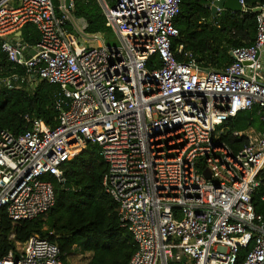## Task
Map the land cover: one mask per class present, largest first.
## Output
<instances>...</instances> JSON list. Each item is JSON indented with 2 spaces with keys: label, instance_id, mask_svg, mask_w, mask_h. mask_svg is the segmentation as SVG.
Masks as SVG:
<instances>
[{
  "label": "built area",
  "instance_id": "built-area-1",
  "mask_svg": "<svg viewBox=\"0 0 264 264\" xmlns=\"http://www.w3.org/2000/svg\"><path fill=\"white\" fill-rule=\"evenodd\" d=\"M14 1L0 0V39L20 69L0 78V88L56 85L59 115L55 127L26 115L23 133L0 130V231L2 213L18 221L51 210L52 178L64 183L62 164L91 143L108 165L104 191L137 243L129 264H264V216L253 204L264 130L234 131L247 138L238 152L219 130L255 106L264 122V3L253 9L254 43L234 48L233 62L217 70L202 68L183 45L173 49L181 0H102L120 43L85 49L67 28L73 0H62L60 13L53 0ZM27 24L40 34L36 45L19 36ZM64 256L32 236L0 264H67Z\"/></svg>",
  "mask_w": 264,
  "mask_h": 264
},
{
  "label": "trees",
  "instance_id": "trees-1",
  "mask_svg": "<svg viewBox=\"0 0 264 264\" xmlns=\"http://www.w3.org/2000/svg\"><path fill=\"white\" fill-rule=\"evenodd\" d=\"M60 13L62 0H53ZM116 2L113 1L112 4ZM247 11L232 12L221 10L213 13L208 0H181L180 12L174 19L179 36L172 41L176 51L180 45L184 51L194 54L202 68L223 69L233 62L231 51L236 47L254 43L257 34V13L253 9L264 0H245ZM75 19H84L87 34L111 32L106 25L104 11L97 0H73L71 12ZM69 29L73 26L68 23ZM21 39L36 45L40 34L34 24L22 28ZM179 60L183 56L176 52ZM160 66L158 56H155ZM2 50L0 39V78L19 71ZM59 89L46 81L38 82L32 89L6 86L0 88V130L9 129L15 134L26 131L30 124L26 115L44 120L55 127L59 110L56 96ZM250 127L264 130V122L258 107L239 112L219 128L221 139L235 152L247 144L246 137H236L234 131H244ZM66 181L59 183L52 178L56 203L47 213L33 219L14 221L1 214L0 258L15 249V242H27L32 236L56 243L67 256L78 250L90 255L87 264H129L137 250L132 232L122 226L118 215V204L104 191L103 177L108 165L100 155L99 145L89 143L85 149L62 164ZM259 186L253 194L255 211L264 216V168L260 171ZM12 235L15 236L12 239ZM246 250L241 251L243 258Z\"/></svg>",
  "mask_w": 264,
  "mask_h": 264
},
{
  "label": "rangeland",
  "instance_id": "rangeland-1",
  "mask_svg": "<svg viewBox=\"0 0 264 264\" xmlns=\"http://www.w3.org/2000/svg\"><path fill=\"white\" fill-rule=\"evenodd\" d=\"M79 24H82V23L79 21ZM73 34L75 36H78L83 41V43L86 40L96 41V43H98L100 41H102V42L104 41L105 43H107L109 45H117L120 43L118 36L112 31L108 32V33L98 34V37L100 40L99 39H87L84 36V34L80 31V29H78L77 27H75ZM90 36L91 35H89V37ZM219 130H221V129L219 128ZM89 260H90L89 254L82 255V254H80V252L78 250H74V251L70 252V254L67 256V264H87Z\"/></svg>",
  "mask_w": 264,
  "mask_h": 264
},
{
  "label": "crops",
  "instance_id": "crops-1",
  "mask_svg": "<svg viewBox=\"0 0 264 264\" xmlns=\"http://www.w3.org/2000/svg\"><path fill=\"white\" fill-rule=\"evenodd\" d=\"M98 1V3L100 4V6L102 5V0H97ZM105 3H107L108 5H112V2L113 1H115V0H103ZM15 3H16V0L14 1ZM102 7V6H101ZM71 17H72V21L71 22H69V23H71L72 24V26H73V29L72 30H70L69 29V26H68V24H67V28H68V30H69V36H70V38L71 39H73V40H75V43L77 44V46H78V48L79 49H85V48H87V47H89V46H92V45H99V44H101V43H104V41L102 42V41H100V42H98V43H96V41H91V40H86L84 43H83V41L78 37V36H75L74 34H73V32H74V30H75V27H77L78 29H80V31L84 34V36L87 38V39H99V37H98V34H87L85 31H84V29H85V27H86V23H85V20L84 19H75L73 16H72V14H71ZM79 21L82 23V24H79ZM81 26V27H80ZM19 34V33H18ZM21 35H22V33L21 34H19V36L21 37ZM89 35H91L90 37H89ZM100 40V39H99ZM249 130H255V131H260V130H257V129H255V128H253V127H250V128H248V129H246V130H244L243 132H247V131H249Z\"/></svg>",
  "mask_w": 264,
  "mask_h": 264
},
{
  "label": "water",
  "instance_id": "water-1",
  "mask_svg": "<svg viewBox=\"0 0 264 264\" xmlns=\"http://www.w3.org/2000/svg\"><path fill=\"white\" fill-rule=\"evenodd\" d=\"M65 4L68 7L70 5V0H65ZM217 9L229 10L232 12H242L243 10L240 0H215V5L212 7V12L216 13ZM31 53L33 54L34 51ZM250 113L251 111H247L248 115H250Z\"/></svg>",
  "mask_w": 264,
  "mask_h": 264
},
{
  "label": "bare ground",
  "instance_id": "bare-ground-1",
  "mask_svg": "<svg viewBox=\"0 0 264 264\" xmlns=\"http://www.w3.org/2000/svg\"><path fill=\"white\" fill-rule=\"evenodd\" d=\"M74 42H75V40H74Z\"/></svg>",
  "mask_w": 264,
  "mask_h": 264
}]
</instances>
